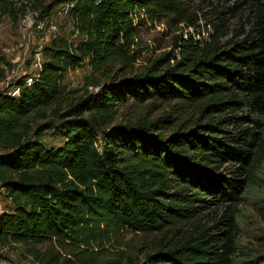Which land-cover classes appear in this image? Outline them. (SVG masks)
<instances>
[{
    "label": "trees",
    "instance_id": "16d2710c",
    "mask_svg": "<svg viewBox=\"0 0 264 264\" xmlns=\"http://www.w3.org/2000/svg\"><path fill=\"white\" fill-rule=\"evenodd\" d=\"M188 1L78 0L70 16L86 40L51 46L31 86L0 94V186L12 204L0 214L1 247L55 241L79 258L127 231L154 237L144 264H236L234 225L221 239L213 234L221 222L202 221L208 204L237 206V194L264 163L259 134L245 126L264 117V28L232 41L222 23L204 41L176 37L178 56L167 53L137 73L139 22L178 15ZM85 60L92 68L87 87L99 90L68 105L64 74ZM154 100L171 103L169 111L150 118L148 107L101 137L95 130L108 127L121 106ZM51 118H62L67 133L59 150L40 140L39 121L47 129Z\"/></svg>",
    "mask_w": 264,
    "mask_h": 264
},
{
    "label": "rangeland",
    "instance_id": "374dc122",
    "mask_svg": "<svg viewBox=\"0 0 264 264\" xmlns=\"http://www.w3.org/2000/svg\"><path fill=\"white\" fill-rule=\"evenodd\" d=\"M76 1L78 0H64L59 4L60 0H47L43 4H37L33 0H0V94L12 93L16 96L19 84L31 86L39 78L42 65L54 50L55 47L50 49L51 46L60 42L77 46L86 40L81 26L70 16ZM142 20L139 22L137 42V73L144 72L155 60L167 53L174 52L178 56L179 51L174 48L176 37H182L188 43L204 41L213 32V26L219 23L224 25L227 32L225 41L241 40L248 33L262 30L264 0H190L183 4L178 15L156 21L146 18ZM174 60H171V64H174ZM91 74L92 68L88 60L68 69L64 74L61 96L68 99V105L98 92L99 87H87ZM62 104L64 106L65 103ZM170 105L171 103L158 100L147 104L130 102L118 108L117 115L108 127L99 124L95 130L101 137L109 128L137 120L148 107L152 111L150 118H156L169 111ZM54 107L55 105L52 106ZM91 117L86 116L88 119ZM259 120V125L249 122L245 126L255 128L259 134L258 149L263 158L264 117ZM49 122L51 128L46 129L42 125L45 124L44 121H39L38 127L44 129L41 143L47 149L59 150L66 147L67 133L62 131V118H51ZM3 153L0 147V155ZM255 172L257 174L252 181L248 180L243 193L237 194L240 199L237 206H233L230 201L224 205L213 202L207 205L203 213L202 224L213 227L221 222L213 233L220 234L221 239L226 237L222 231L229 229L227 225H234L230 233V260L236 264H248L250 260L254 264H261L264 261V212L259 210L264 206V163ZM242 178L246 179V176ZM4 193L5 191H1L0 195L2 210L5 212L12 208V204ZM153 241V236L143 237L123 231L106 242L103 248L95 245L87 251L91 255L79 258L75 256L78 250L55 241L39 246H0V260L7 264H49L51 258L57 256L53 264H63L67 259L72 260V264H113L122 254L120 264H128L127 257L131 255L136 256L139 264H144L145 254L151 251ZM140 242L143 245L139 246ZM139 247L140 250L137 249ZM219 252H223L222 247H219Z\"/></svg>",
    "mask_w": 264,
    "mask_h": 264
},
{
    "label": "built area",
    "instance_id": "2783aa9c",
    "mask_svg": "<svg viewBox=\"0 0 264 264\" xmlns=\"http://www.w3.org/2000/svg\"><path fill=\"white\" fill-rule=\"evenodd\" d=\"M18 93H19V90H18ZM1 191L4 192V189L0 186V193H1ZM3 212L4 211L2 210L1 195H0V214H2ZM0 264H7V262L0 260Z\"/></svg>",
    "mask_w": 264,
    "mask_h": 264
}]
</instances>
